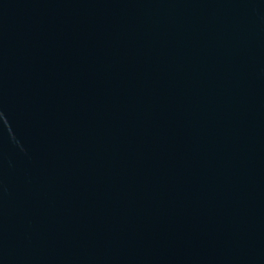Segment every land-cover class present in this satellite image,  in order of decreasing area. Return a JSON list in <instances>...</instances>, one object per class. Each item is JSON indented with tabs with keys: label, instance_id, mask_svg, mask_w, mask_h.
Masks as SVG:
<instances>
[{
	"label": "water",
	"instance_id": "water-1",
	"mask_svg": "<svg viewBox=\"0 0 264 264\" xmlns=\"http://www.w3.org/2000/svg\"><path fill=\"white\" fill-rule=\"evenodd\" d=\"M0 264H264V0H0Z\"/></svg>",
	"mask_w": 264,
	"mask_h": 264
}]
</instances>
